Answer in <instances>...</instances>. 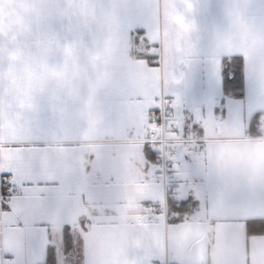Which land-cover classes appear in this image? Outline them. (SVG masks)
<instances>
[{
	"label": "crops",
	"instance_id": "crops-1",
	"mask_svg": "<svg viewBox=\"0 0 264 264\" xmlns=\"http://www.w3.org/2000/svg\"><path fill=\"white\" fill-rule=\"evenodd\" d=\"M138 34L153 52L134 58ZM241 63L248 84L264 74V0H0V171L18 188L0 264H42L44 242L56 264H264L247 228L264 216V91L241 103L232 86L231 113L213 111ZM166 101L206 138L183 156L178 221L142 141Z\"/></svg>",
	"mask_w": 264,
	"mask_h": 264
},
{
	"label": "built area",
	"instance_id": "built-area-1",
	"mask_svg": "<svg viewBox=\"0 0 264 264\" xmlns=\"http://www.w3.org/2000/svg\"><path fill=\"white\" fill-rule=\"evenodd\" d=\"M130 52L134 58L148 55L153 52L152 41L138 34L137 43ZM160 109L159 113L156 108L146 113L148 129L142 141L148 145V150L155 149L154 162L165 191L163 204L157 208L161 211L166 210L169 200L174 199L184 154L202 150L206 138L202 136L204 128L202 121L194 120L185 123L181 128L174 118V111L169 101H166V104L162 102ZM263 131L264 121L261 120L258 123V132ZM14 178L16 180L15 175ZM2 214L3 212H0V222Z\"/></svg>",
	"mask_w": 264,
	"mask_h": 264
},
{
	"label": "snow or ice",
	"instance_id": "snow-or-ice-1",
	"mask_svg": "<svg viewBox=\"0 0 264 264\" xmlns=\"http://www.w3.org/2000/svg\"><path fill=\"white\" fill-rule=\"evenodd\" d=\"M237 60L240 57L236 58ZM227 62L226 58H222V63ZM220 86L218 101L213 105L214 112H227L231 113L233 106V98L228 96V91L232 86H239L243 89L237 97L234 99L243 103L249 95H257L261 91H264V74L257 73L253 76L251 84L246 83L247 77L242 70V63L235 69L231 65L227 68H222L220 72ZM156 111H161L160 106H156ZM146 149L148 145H145ZM153 155H155V149H151ZM33 181H25L20 185L24 191H29ZM36 184L40 185L43 182L36 181ZM18 191L17 182L14 178V174L9 171L0 172V212H7L12 208V201L15 198V193ZM191 202V197H181L179 199H171L169 203L172 206V221H178L180 219V213ZM162 212H156V215H162ZM51 222L44 216H39L33 220V225L45 236L50 231L49 224ZM70 228L71 225L65 226V247L70 248ZM247 228L250 233L264 234V216L259 218L250 219L247 222ZM43 261L42 264H56V248L49 242L43 244Z\"/></svg>",
	"mask_w": 264,
	"mask_h": 264
},
{
	"label": "trees",
	"instance_id": "trees-1",
	"mask_svg": "<svg viewBox=\"0 0 264 264\" xmlns=\"http://www.w3.org/2000/svg\"><path fill=\"white\" fill-rule=\"evenodd\" d=\"M233 88H234V86H233ZM237 94L239 95V90L236 89V90H234V95H237ZM170 205H171V204H170ZM170 207H171V206H170Z\"/></svg>",
	"mask_w": 264,
	"mask_h": 264
}]
</instances>
